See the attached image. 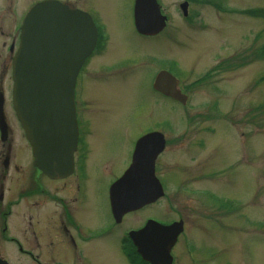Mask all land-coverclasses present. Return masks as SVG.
Listing matches in <instances>:
<instances>
[{"label":"rangeland","instance_id":"rangeland-1","mask_svg":"<svg viewBox=\"0 0 264 264\" xmlns=\"http://www.w3.org/2000/svg\"><path fill=\"white\" fill-rule=\"evenodd\" d=\"M23 1L25 6L31 0ZM161 1L169 18L165 32H172L169 39L143 40L134 30L130 6L101 7L109 34L103 54H110L117 68L104 82L86 79L85 119L95 137L89 164L97 175L103 164L117 167L119 174L129 161L132 139L152 125L166 123V128L175 129L168 133L175 140L164 152L165 171L181 175L174 165L184 159L182 164L200 172L193 176L197 178L187 175L184 181L190 187L210 189L215 207L234 209L207 216L202 210L193 212L185 236L193 241L195 260L201 264H255V260L264 264V0L190 1L192 22L182 16L179 4L184 0ZM4 16L0 13V24ZM168 56L180 58V70L190 74L189 78L228 56L229 69L223 75H219L222 71L214 74L207 92L197 89L195 93L193 103L202 113L212 111L211 97L219 100V111L211 120L199 118L193 126L179 114L178 106L164 109L160 105L148 83L158 66L167 64ZM128 78L132 79L129 84ZM190 127H213L211 144L188 151ZM183 133L187 135L182 137ZM204 169L209 170L207 177ZM177 179L168 176L164 198L127 215L124 225L144 224L146 216L170 221L178 218L179 207L193 206V199L180 201L173 196ZM103 181L101 177L94 184L99 188ZM104 208L105 200L101 211L96 209L103 217ZM120 231L119 226L113 240L116 252L109 249L111 254H102L99 264H129L120 254ZM178 257L177 264H188L185 255Z\"/></svg>","mask_w":264,"mask_h":264},{"label":"flooded vegetation","instance_id":"flooded-vegetation-1","mask_svg":"<svg viewBox=\"0 0 264 264\" xmlns=\"http://www.w3.org/2000/svg\"><path fill=\"white\" fill-rule=\"evenodd\" d=\"M38 1L40 0H31L24 6L23 0H0V13L5 15L0 24V264H99L102 254H111L109 249L116 252L117 245L113 240L119 226L121 228L119 242L121 257H124L129 264H149L141 258L129 235L130 231L139 229L144 224L136 227L126 226L124 220L130 213L145 209L164 198L165 191L170 184L168 176L171 174L172 178L176 176L180 179L173 196L180 201L193 199V206L185 207L184 210L183 207H179L180 212L177 213V219L166 221L156 216H146L145 221L150 217L164 224L181 221L182 230L170 250L171 264H177V261H180L178 257L180 255L188 258V264H201L200 260H195L193 241L185 236L186 228L191 225L189 224L191 215L198 210H202V215L207 216L219 215V212L227 213L228 210L234 209L214 208L210 189L190 187L184 178H188L187 175L191 176L189 179L197 178L200 172L194 171L187 163L186 166L182 164L185 162L184 159L176 161L174 165L175 170H179L181 175L177 176V172L165 171V163L162 161L165 159L164 152L168 144L175 140L169 137L168 133L174 132L175 129L166 128V123L163 125L159 123L139 132L132 139L129 161L119 174L117 167L103 164L101 174L97 175L96 168L89 164V155L94 148L93 139L95 137L94 133L90 135L85 119L86 79L89 78L92 83H100L99 79L104 82L103 80L108 77L112 78L117 68L110 62L112 56L103 54L109 34L100 10L101 7L112 9L114 4L130 6L133 23L134 0H57L71 10H79V13L86 20L90 19L96 27L88 43L79 41L73 48V50H78L81 45L90 46L88 55L81 62L73 79L72 111L76 127L72 129L74 135L71 143L68 137L67 142L62 144L56 156L51 155L49 162L56 167L52 166L53 168L48 173L35 163L33 148L13 109L11 68L13 53L19 40L21 22L29 8ZM156 1L160 5L161 13L165 14L162 1ZM188 1L189 7L190 0ZM165 15L167 21L163 30L154 34H141L134 28L136 34L144 38L143 40L157 37L169 39L172 32H165L169 20L168 15ZM178 58L168 56L164 60L167 64L158 66L148 83L151 91L160 98L158 101L164 109L166 105L178 106L182 111H179V114H182V117L188 121L187 123L191 122L193 126L196 121L200 120L199 118L201 120L210 118L211 120L214 116L212 111L210 113H202L203 110L197 111V105L193 103L195 93L197 89L207 92L210 84L214 82V74L218 75L217 72L222 71L219 75H223L229 69L228 56L208 69H203L198 74L194 73L196 75L192 78H189L190 74L180 70L181 62ZM161 70L174 73L175 85L180 95L177 98L154 88L155 77ZM131 80L128 78L127 84ZM211 98L210 103L219 102L217 98ZM190 128L188 135V129H186L187 133L182 134V137L186 135L190 137L191 143L189 142L188 151L192 149L196 152V147L211 144L212 134H209V127ZM149 132H159L164 140L163 149L157 154L154 167L155 175L163 186L164 194L151 204L125 212L118 221L111 212L109 187L124 174L130 164L137 139ZM202 172L207 177L209 170L204 169ZM101 177L104 178V183L98 188L94 183ZM181 183L185 184L181 185ZM92 184L94 186L91 190ZM185 189L191 191L203 189L205 192L202 194L189 193ZM103 200H105L104 217L96 211V209L101 211ZM182 211H189V213L184 215ZM255 264H258L256 260Z\"/></svg>","mask_w":264,"mask_h":264},{"label":"water","instance_id":"water-1","mask_svg":"<svg viewBox=\"0 0 264 264\" xmlns=\"http://www.w3.org/2000/svg\"><path fill=\"white\" fill-rule=\"evenodd\" d=\"M186 7L187 2L180 4L183 14ZM133 16L136 30L143 34L159 32L165 25L166 17L160 13L156 0H135ZM92 32L82 14L56 0L36 3L21 25L12 61L13 108L33 148L35 163L46 173L55 166L49 162L51 155L56 156L68 137L71 143L74 135L73 79L90 46L73 48L79 41L88 43ZM154 87L174 98L180 96L175 79L165 71L157 74ZM162 148L163 140L157 132L136 142L130 166L110 186L114 216L120 217L163 194L153 170ZM180 230L181 222L164 226L148 221L132 236L139 252L151 264H170L169 250Z\"/></svg>","mask_w":264,"mask_h":264},{"label":"trees","instance_id":"trees-1","mask_svg":"<svg viewBox=\"0 0 264 264\" xmlns=\"http://www.w3.org/2000/svg\"><path fill=\"white\" fill-rule=\"evenodd\" d=\"M258 10H260L261 11V9H258ZM255 11V13H258L259 14V11H257V10H254Z\"/></svg>","mask_w":264,"mask_h":264}]
</instances>
